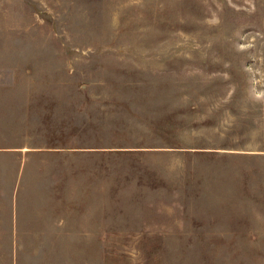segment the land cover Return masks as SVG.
<instances>
[{"label": "rangeland", "instance_id": "1", "mask_svg": "<svg viewBox=\"0 0 264 264\" xmlns=\"http://www.w3.org/2000/svg\"><path fill=\"white\" fill-rule=\"evenodd\" d=\"M28 141L105 237L0 264H264V0H0V236Z\"/></svg>", "mask_w": 264, "mask_h": 264}, {"label": "crops", "instance_id": "2", "mask_svg": "<svg viewBox=\"0 0 264 264\" xmlns=\"http://www.w3.org/2000/svg\"><path fill=\"white\" fill-rule=\"evenodd\" d=\"M45 147L57 149L60 146ZM6 149L7 151L5 152L13 154L14 159H17L18 162L10 168L12 170L11 174L4 175L2 180L1 203L6 210V212H3V216L5 217L3 223L8 225L6 230L10 236H0V238H71L59 236V234L65 232L89 234L91 230L92 234L97 233L98 235L81 236V238L100 239L105 237L99 233V222L91 223L89 221L75 220V216L82 215V212L84 213L82 210L83 204L79 201L74 202L73 199H68L67 197V185L63 182L64 163L58 162L53 166L46 165L45 163L41 165L33 163L34 160L44 161L52 157L61 156L67 151H46L43 146L35 145L29 141L23 146H10ZM31 168H33L32 170L35 169L34 172L31 171ZM41 170H56L53 177L58 182L37 186L36 183L40 178ZM6 184L9 188H5ZM67 201H69V204L66 203ZM45 216H52L55 219H45ZM40 217L43 218L41 219ZM28 224H35V226L26 227ZM45 224H49L50 227L43 226ZM50 234L55 236H51Z\"/></svg>", "mask_w": 264, "mask_h": 264}]
</instances>
